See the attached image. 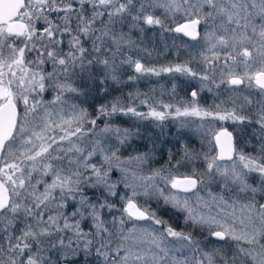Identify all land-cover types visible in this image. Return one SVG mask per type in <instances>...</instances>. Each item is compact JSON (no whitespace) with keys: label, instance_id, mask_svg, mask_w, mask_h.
<instances>
[{"label":"snow or ice","instance_id":"6c2138e0","mask_svg":"<svg viewBox=\"0 0 264 264\" xmlns=\"http://www.w3.org/2000/svg\"><path fill=\"white\" fill-rule=\"evenodd\" d=\"M0 264H264V0H0Z\"/></svg>","mask_w":264,"mask_h":264},{"label":"trees","instance_id":"16d2710c","mask_svg":"<svg viewBox=\"0 0 264 264\" xmlns=\"http://www.w3.org/2000/svg\"><path fill=\"white\" fill-rule=\"evenodd\" d=\"M185 39V38H184ZM187 40V39H185ZM170 42V41H169ZM189 43H192L189 41ZM170 44V43H169ZM157 51L160 53L158 56L156 54L153 55L152 58H150L149 63L159 66L163 64H167L169 62H177L183 61L187 58L186 51H181L180 55L177 56L173 50L166 51L163 44H157ZM125 80L127 81V77H125ZM173 84H175L176 88V95L175 97L172 96V87ZM119 88L118 92H113V95H119L120 92H123L125 96L128 95V93H141V94H148L149 96L153 97L155 100L163 99L165 102H169L170 100L174 101L176 99H188L189 97V90L196 88V85L192 86L189 83H186L184 78L180 77V74H162L161 76H154V75H145L140 76L135 81H127L124 84L114 86ZM204 94L201 95V104L208 105L213 102L212 94L208 92H203ZM109 99L111 97H108ZM143 98V96L141 97ZM103 102L102 97H90L88 100V104L95 106L99 103ZM137 104H139V101H136ZM88 106V105H85ZM141 111H147V109L143 106H140ZM122 121L127 122L128 124L132 123V119L128 117H122ZM217 126H221L219 123H217ZM222 126L228 127L229 130H233L234 126L230 123H225ZM172 132H175V128L172 127ZM196 135V134H194ZM190 139L194 143V145L199 148L200 147V137L197 138V135L194 137L190 134ZM171 145H166L165 150H167V147H170ZM168 213H172V211L164 212L162 211L161 215L165 217V219H168ZM174 216V215H173ZM175 217V216H174ZM175 225L180 228L181 224L179 225V221L173 220ZM184 227V226H183Z\"/></svg>","mask_w":264,"mask_h":264},{"label":"rangeland","instance_id":"374dc122","mask_svg":"<svg viewBox=\"0 0 264 264\" xmlns=\"http://www.w3.org/2000/svg\"><path fill=\"white\" fill-rule=\"evenodd\" d=\"M191 42V41H190ZM169 43H171V41L169 42ZM173 52H175V50H173ZM176 53V52H175ZM180 77H182V78H184V80H185V82L186 83H189V84H191L192 86H194V85H196V88H198L199 87V83L197 82V81H195V80H192L191 78H189V77H186V76H182V75H180ZM190 92V91H189ZM205 92V91H204ZM204 93L202 92L201 93V95H203ZM218 127V126H217ZM191 135H193L194 137L197 135H194V133L193 134H191ZM198 137H200L199 135H197V138ZM207 139L208 140H211L212 139V137H211V135H208V137H207ZM129 151H131L130 149H129ZM181 172H184V171H186V169H181L180 170ZM153 206H155V205H153ZM162 213V212H161ZM168 216H172V219L174 220H177V221H179V225L181 226V227H183L184 225H183V219H182V216H181V218L180 219H176V217H174L173 216V213H168L167 214Z\"/></svg>","mask_w":264,"mask_h":264},{"label":"flooded vegetation","instance_id":"af4514ba","mask_svg":"<svg viewBox=\"0 0 264 264\" xmlns=\"http://www.w3.org/2000/svg\"><path fill=\"white\" fill-rule=\"evenodd\" d=\"M192 90V89H191ZM191 90H189V91H191ZM189 94V97H190V92L188 93Z\"/></svg>","mask_w":264,"mask_h":264},{"label":"water","instance_id":"95a60500","mask_svg":"<svg viewBox=\"0 0 264 264\" xmlns=\"http://www.w3.org/2000/svg\"><path fill=\"white\" fill-rule=\"evenodd\" d=\"M186 39H188V38H186Z\"/></svg>","mask_w":264,"mask_h":264}]
</instances>
